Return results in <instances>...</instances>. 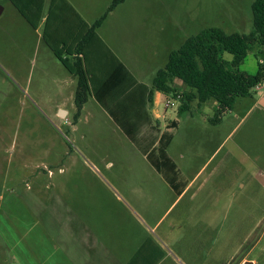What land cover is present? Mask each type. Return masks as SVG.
Instances as JSON below:
<instances>
[{
    "label": "rangeland",
    "instance_id": "374dc122",
    "mask_svg": "<svg viewBox=\"0 0 264 264\" xmlns=\"http://www.w3.org/2000/svg\"><path fill=\"white\" fill-rule=\"evenodd\" d=\"M77 1L87 24L112 2ZM252 2L127 0L110 14L101 35L129 76L135 72L141 81L152 83L169 53L190 36L210 27L249 34ZM5 3L0 0V11ZM49 27L44 22L36 34L32 24L8 12L0 17V264H48L45 250L57 242L65 204L101 211V220L107 218L111 226L128 227L140 220L152 227L174 197L163 180L146 181L158 174L95 97L74 124L77 81L51 50L45 37ZM256 54H249L241 70L257 71ZM224 58L232 56L226 53ZM170 98L169 108L160 97L149 115L153 121L160 115L162 134L171 135L168 154L186 167L181 180H189L230 135L197 187L223 157L229 166L224 172L232 178L239 164L234 177H245L249 184L229 201L216 199V192L209 199L205 192L194 201L187 196L164 217L166 237L150 229L151 238L162 247L167 264H194L197 259L200 264H239L260 240L249 257L264 264V186L254 183L251 172L252 162L264 168V124L257 114L239 125L237 119V107L244 109L250 98L240 99L219 120L214 101L201 107L194 102L190 112L179 113L180 100ZM62 109L67 111L64 116ZM173 121L178 125L171 127ZM46 218L52 224L47 231Z\"/></svg>",
    "mask_w": 264,
    "mask_h": 264
},
{
    "label": "crops",
    "instance_id": "0c3cea01",
    "mask_svg": "<svg viewBox=\"0 0 264 264\" xmlns=\"http://www.w3.org/2000/svg\"><path fill=\"white\" fill-rule=\"evenodd\" d=\"M20 1L22 2L23 6L29 8L27 13L30 17V22L10 0H6V3L3 4V8L0 11V17L8 12L13 18L21 20L22 22L30 24L40 23L38 28L34 29V32L37 34L40 26L46 22L47 18L49 17L50 10H52L50 14L52 23L48 29V33L55 40V34L59 36L62 32L64 34L66 31L64 34L66 35L64 39L70 46H74L80 35L84 33L86 26H90L93 23L87 24L83 14L80 11V3L77 0ZM117 8L110 14L114 13ZM106 21L98 29V37H91V43L87 50L88 59L90 60V69L92 74L95 76L96 88L100 90L103 98L106 99L110 105L115 106L124 104V106H127L125 108L128 119H140L141 121H146L148 120L147 114L149 115L150 113L149 107L156 106L160 97L165 98L166 95L162 94L161 92H155L153 103L147 104V101L145 100L146 96H144L145 93L141 86L151 87L152 83L141 81L139 77L135 76V72L132 73L133 76H128L125 71L121 70L117 61L111 59L108 53L106 55V51H103V55H101L100 51L103 47L102 44H104L108 50L114 53L101 35V31L103 30ZM54 25H56V27H54ZM114 55L119 60V62H121V59L115 53ZM67 80L68 78L65 80V82ZM115 84H119L120 90L124 89V91L118 95H113L112 93L116 87ZM249 98L251 103L245 106L244 109L243 107L236 106L237 104H241L239 103L240 101H238L234 107L238 108L237 114L242 116L241 118H239V115L237 116V119H239L238 125L248 120L253 114H257L264 124V83L256 87L254 90V95ZM216 106V104L212 105L213 108ZM118 110H123V108ZM149 117L151 118V115H149ZM159 117L160 115H157L154 119L158 121ZM141 124V135L146 134L148 130H151L153 127L150 125L148 126V123L144 124L143 122ZM118 128L121 130L119 126ZM229 136L230 135L227 136L225 141ZM224 142L212 152L209 160L205 162L201 168H198L197 171L194 170L189 175L190 178L187 181L181 180L182 175H187L185 174L186 167L179 165L174 160V158L170 156V158L176 164L177 171L179 173V178L176 183L178 192L169 184L166 178L152 166L150 161L146 159L152 170H154L153 172L158 174L152 176V178L147 177L146 181L148 182L153 179L155 183H158L159 180H163L162 182H166L174 194L173 200L170 206L167 208V211L159 220L153 221L152 227L140 220L136 221L134 225H130L128 227L119 228L115 221L114 224L117 226H111L107 218L105 221L103 219L101 220V211H82L80 210V206L68 207V204H65V207L63 206L61 211L60 227L58 228L59 230L56 231L57 242L50 244V248L48 246V249L45 250L49 254V256L46 257L47 263L130 264L134 260L135 264H167L165 253L161 249L162 247H160V245L151 238L152 236L150 229L151 231L159 232L162 237H166L165 230L163 231L162 226L165 222L164 217L173 207V205L176 204L177 206L178 204L182 203L184 198L187 196H189L190 201H194L203 192L206 194V199L211 198L213 193L216 192V199L219 198L222 201H229L230 197L234 198L238 194H241L238 190L244 191L247 184H249V180H247L245 177H234V175L238 174L237 171L240 168L239 164L237 167H233L234 171L232 178L228 171L224 172L227 170V168L229 169V166L224 162L226 157H223L220 162L211 168L207 176L200 182V186L197 187L203 170L205 167L207 170V167H209L208 163H212L210 160L216 155L220 147L224 145ZM180 158L182 159L183 155H180ZM252 163L253 168L251 172L254 173V178L252 180H254V183L257 182L260 186H264L263 166L260 165V163ZM242 169H244V167H242ZM215 175L218 179H216ZM206 211L210 210L207 208ZM241 211H244L243 208ZM53 216H55L54 213ZM36 222L38 224L40 220L37 219ZM47 224H49V226L52 225L48 218H46V231ZM207 229H210V227L208 226ZM119 233H121V235H119ZM49 236H51V240H54L52 233H50ZM259 241L253 244L247 254L242 256L239 264H242L246 261H252L253 264H257V261L250 258L249 256L252 254L251 252L255 249V247L259 245ZM54 255L58 257L55 261L52 259L54 258ZM49 257H51V259ZM194 264H200L198 259L197 261L195 260Z\"/></svg>",
    "mask_w": 264,
    "mask_h": 264
},
{
    "label": "trees",
    "instance_id": "16d2710c",
    "mask_svg": "<svg viewBox=\"0 0 264 264\" xmlns=\"http://www.w3.org/2000/svg\"><path fill=\"white\" fill-rule=\"evenodd\" d=\"M10 1L30 22L27 13L29 8L23 6L20 0ZM126 1L112 0L102 16L90 26H86L84 33L80 35L74 46H70L64 39L66 31L59 36L55 34V40L57 38L60 40L58 43L48 33L49 28L46 30L45 37L50 41L55 57L77 79L74 124L79 121L84 105L91 97H95L99 103L105 105L125 135L136 142L137 147L142 150L152 166L178 192L176 183L179 173L176 164L168 154L171 135L166 132L161 134L159 121H153L148 114L146 121L130 120L125 108L127 106L110 105L96 88L95 76L90 69L87 50L91 37H98L97 31L105 23L109 14ZM51 12L52 10L50 14ZM50 14L45 22L48 26L52 23ZM251 16L253 29L249 34L227 33L221 28L210 27L190 36L178 49L171 51L165 67L155 74L151 87L141 86L147 104L153 103L155 92L175 98L180 95L179 113L190 112L194 102L201 107L214 101L217 104L216 117L219 120L222 114L234 109L240 99L252 97L256 87L264 83V0H253ZM31 24L36 29L40 23ZM102 45L104 48L102 47L100 51L101 55L103 51H106V55L108 53L111 59L117 61L121 70L125 71V67L116 56L104 44ZM255 50H257V71L251 73L241 70L249 54ZM226 53L232 56L231 60L224 58ZM126 73L129 76V73ZM115 86L113 95L124 91V89L120 90L119 84ZM120 108L123 110H118ZM143 122L153 127L146 134L141 135L140 126ZM171 124V127H175L178 121H173ZM130 264H135V261L133 260Z\"/></svg>",
    "mask_w": 264,
    "mask_h": 264
},
{
    "label": "built area",
    "instance_id": "2783aa9c",
    "mask_svg": "<svg viewBox=\"0 0 264 264\" xmlns=\"http://www.w3.org/2000/svg\"><path fill=\"white\" fill-rule=\"evenodd\" d=\"M176 98L180 100L181 96L178 95ZM165 100H166L165 106L169 108V106L172 105V99L170 98V96H165Z\"/></svg>",
    "mask_w": 264,
    "mask_h": 264
},
{
    "label": "water",
    "instance_id": "95a60500",
    "mask_svg": "<svg viewBox=\"0 0 264 264\" xmlns=\"http://www.w3.org/2000/svg\"><path fill=\"white\" fill-rule=\"evenodd\" d=\"M60 112V115L61 116H64V115H66L67 114V111L66 110H60L59 111ZM244 264H253V262L252 261H246Z\"/></svg>",
    "mask_w": 264,
    "mask_h": 264
}]
</instances>
